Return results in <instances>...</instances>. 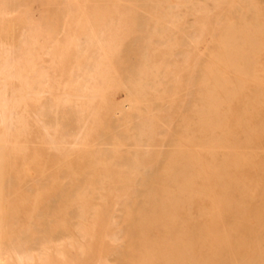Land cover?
Segmentation results:
<instances>
[{"label": "bare ground", "instance_id": "6f19581e", "mask_svg": "<svg viewBox=\"0 0 264 264\" xmlns=\"http://www.w3.org/2000/svg\"><path fill=\"white\" fill-rule=\"evenodd\" d=\"M0 254L264 264V0H0Z\"/></svg>", "mask_w": 264, "mask_h": 264}, {"label": "rangeland", "instance_id": "374dc122", "mask_svg": "<svg viewBox=\"0 0 264 264\" xmlns=\"http://www.w3.org/2000/svg\"><path fill=\"white\" fill-rule=\"evenodd\" d=\"M44 200L48 204L55 205L57 203L56 193L53 191H48V192L44 193ZM28 208H30V207L28 206L27 210H28ZM7 258H8L7 256H2V254H0V263L7 261ZM9 264H13V263H9Z\"/></svg>", "mask_w": 264, "mask_h": 264}]
</instances>
